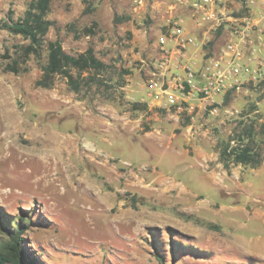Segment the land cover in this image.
Listing matches in <instances>:
<instances>
[{"label":"rangeland","instance_id":"rangeland-1","mask_svg":"<svg viewBox=\"0 0 264 264\" xmlns=\"http://www.w3.org/2000/svg\"><path fill=\"white\" fill-rule=\"evenodd\" d=\"M164 1L143 12L135 0L53 1L47 40L74 56L93 48L109 65L103 85L74 93L63 77L36 86L47 51L23 61L28 42L5 29L31 0H0V242L23 223L41 264H264L238 243L264 245V84L216 97L218 114L197 99L190 116L163 99L150 107L145 82L165 27L151 7ZM172 5L177 21L192 16ZM208 32L192 50L198 62L229 42ZM13 62L20 73L7 71ZM240 122L255 123L262 163L227 170L218 144Z\"/></svg>","mask_w":264,"mask_h":264},{"label":"built area","instance_id":"built-area-1","mask_svg":"<svg viewBox=\"0 0 264 264\" xmlns=\"http://www.w3.org/2000/svg\"><path fill=\"white\" fill-rule=\"evenodd\" d=\"M172 1L192 11L197 28L227 31L231 40L220 59L198 62L192 54L196 39L188 35L180 19L171 18L160 40V58L149 68L145 82L150 107L161 105L163 99L162 107L190 116L195 110L191 102L197 99L205 109L212 107L211 114H218L216 97L240 90L247 83L264 84V25L254 18L255 10L264 18V0ZM232 2L240 4L243 16L235 17L229 8ZM172 10H176L175 5ZM255 35L261 38L257 52L252 48ZM246 49L252 53V69L245 63Z\"/></svg>","mask_w":264,"mask_h":264},{"label":"trees","instance_id":"trees-1","mask_svg":"<svg viewBox=\"0 0 264 264\" xmlns=\"http://www.w3.org/2000/svg\"><path fill=\"white\" fill-rule=\"evenodd\" d=\"M54 0H31L23 17L10 19L5 29L12 35L20 36L27 45L18 46L20 57L27 61L31 56L41 57L42 51H47L46 63L42 66L41 77L36 86L51 89L57 77H63L74 93H80L84 87L103 85V76L107 75L109 65L97 58L93 48L76 56L66 53L59 39L47 40V35L55 22L47 19ZM89 34H87L88 36ZM20 62H13L7 67L8 72L20 73ZM243 130L234 132L228 141H221L220 162L225 169L231 164L257 168L262 163V157L256 142L255 123L244 126ZM235 144V146L232 145ZM28 231L23 223L14 227H5L6 240L0 242V264H41L40 260L26 246L25 235ZM161 264H165L159 258Z\"/></svg>","mask_w":264,"mask_h":264},{"label":"crops","instance_id":"crops-1","mask_svg":"<svg viewBox=\"0 0 264 264\" xmlns=\"http://www.w3.org/2000/svg\"><path fill=\"white\" fill-rule=\"evenodd\" d=\"M135 3H136V6L138 8L142 7V12L148 11V9L150 8L149 7L150 6L149 0H135ZM232 4H233V7L231 5H229V8L231 10L233 9L232 11H236L237 14H235V17L243 16V13L239 12L241 9L240 4L235 3V2H232ZM151 9H153L152 11H153L155 17H158V16L161 17V19H162L161 26L162 27L166 26L168 24L169 20L171 18L175 17L174 16L175 11L172 10V0H166L163 3H159V2L154 3L152 5ZM254 18L257 20H260L261 25H264V18L257 10H255V12H254ZM180 21L186 27V29L189 30V33H191V36L196 39V46L194 48H192V50L194 52L199 51V49L202 47V43H200V41L198 39L199 35L207 38L209 35V32L203 28H197V26L195 25V21L193 20L192 16H183L182 18H180ZM224 32L229 34V32H227V31H224ZM230 38H231V36H230ZM230 38H229V41L231 40ZM260 40H261L260 36H258V35L254 36V39L252 42V48L254 50H256V52L259 48ZM251 55H252L251 50L246 49L245 50V56H246L245 63L247 64V66L250 69H252L255 65L252 61L249 62V58L251 57Z\"/></svg>","mask_w":264,"mask_h":264},{"label":"bare ground","instance_id":"bare-ground-1","mask_svg":"<svg viewBox=\"0 0 264 264\" xmlns=\"http://www.w3.org/2000/svg\"><path fill=\"white\" fill-rule=\"evenodd\" d=\"M64 143H60V146H63ZM58 149V148H57ZM60 150V149H59ZM61 151V150H60ZM182 191H179V195H182ZM202 205V204H201ZM261 216V215H259ZM262 217V216H261ZM264 217V214H263ZM239 245H241L243 243V245H245L247 248H249L252 252L255 250L257 252H264V245L261 243L258 244H253L250 242H246V241H238ZM242 246V245H241Z\"/></svg>","mask_w":264,"mask_h":264}]
</instances>
